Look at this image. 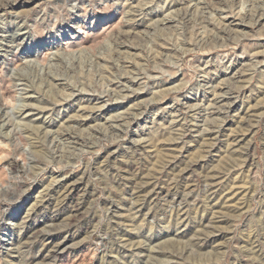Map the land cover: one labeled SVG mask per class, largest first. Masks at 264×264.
Instances as JSON below:
<instances>
[{
	"label": "rangeland",
	"instance_id": "obj_1",
	"mask_svg": "<svg viewBox=\"0 0 264 264\" xmlns=\"http://www.w3.org/2000/svg\"><path fill=\"white\" fill-rule=\"evenodd\" d=\"M221 1L0 0V264H264V0Z\"/></svg>",
	"mask_w": 264,
	"mask_h": 264
},
{
	"label": "bare ground",
	"instance_id": "obj_2",
	"mask_svg": "<svg viewBox=\"0 0 264 264\" xmlns=\"http://www.w3.org/2000/svg\"><path fill=\"white\" fill-rule=\"evenodd\" d=\"M203 1H204V0H203ZM209 1H211V0H209ZM220 1H221V0H220ZM222 1H223V0H222ZM222 1H221V2H222ZM227 1H228V0H227ZM232 1H235V0H232ZM230 2H231V1H230ZM212 3H213V2H212ZM223 3H224V1H223ZM174 4H175V3H174ZM221 4H222V3H221ZM221 4H220V5H221ZM224 4H225V3H224ZM3 5H4V4H3ZM167 5H168V4H167ZM207 5H208V4H207ZM1 6H2V5H1ZM211 6H212V5H211ZM222 6H223V5H222ZM232 6H233V5H232ZM232 6H231V7H232ZM263 6H264V2H263ZM141 7H143V5H142ZM141 7H140V9H141V10H142V9L144 10V8H141ZM197 7H198V6H197ZM208 7H209V6H208ZM223 7H226V6H223ZM145 8H146V7H145ZM170 8H171V7H170ZM261 8H262V7H261ZM261 8H260V9H261ZM162 9H163V8H162ZM218 9H219V8H218ZM227 9H231V8H227ZM170 10H171V9H170ZM220 10H221V9H220ZM224 10H225V9H224ZM252 10H253V9H252ZM252 10H251V11L249 10V11L253 13L256 9H255L254 11H252ZM257 10H258V9H257ZM144 11H145V10H144ZM146 11H147V10H146ZM160 11H162V10H160ZM229 11H230V10H229ZM235 11H236V10H235ZM259 11L261 12V14H259V15H261V18H260V17H258V18H260V20H261V19L264 17V9H261V10H259ZM259 11H258V12H259ZM135 12H136V11H135ZM147 12H148V11H147ZM224 12H225V11H224ZM227 12H228V10H227ZM250 12H249V13H250ZM256 12H257V11H256ZM130 13H131V12H130ZM228 13H230V12H228ZM139 14H140V11H139ZM142 14H144V12H143ZM148 14H149V13H148ZM150 14H151V13H150ZM134 15H135V14H134ZM253 15H254V14H253ZM253 15H252V16H253ZM257 15H258V14H257ZM156 16H157V15H156ZM169 16H170V15H169ZM201 16H202V15H201ZM235 16H236V15H235ZM254 16H255V15H254ZM254 16H253V17H254ZM145 17H146V16H145ZM225 17H227V15H226ZM247 17H248V16H247ZM250 17H251V16H250ZM255 17H256V16H255ZM201 18H202V17H201ZM132 19H133V18H132ZM225 19H226V18H225ZM225 19H224V20H225ZM238 19H239V18H238ZM231 20H233V18H232ZM234 20H235V19H234ZM258 20H259V19H258ZM165 21H167V20H165ZM179 21H180V20H179ZM242 21H243V20H242ZM230 22H232V21H230ZM230 22H229V23H230ZM162 23H163V22H162ZM162 23H161V24H162ZM233 23H234V22H233ZM233 23H232V24H233ZM238 23H239V22H238ZM243 23H244V22H243ZM178 24H180V23H178ZM173 25H174V24H173ZM242 25H243V24H242ZM142 26H143V25H142ZM225 26H226V24H225ZM227 26H228V25H227ZM176 27H177V26H176ZM248 27H249V26H248ZM174 29H175V28H174ZM223 29H225V27H224ZM223 29H222V30H223ZM226 29H227V27H226ZM226 29H225V30H226ZM158 30H159V29H158ZM160 31H161V30H160ZM224 32H225V31H224ZM122 35H123V34H122ZM216 35H217V34H216ZM211 88H212V87H211ZM218 89H219V88H218ZM220 95H222V93H221ZM223 95H224V94H223ZM218 97H219V96H218ZM223 97H224V96H223ZM227 97H228V96H227ZM3 99H4V96H3V94H2L1 91H0V100H3ZM6 99H7V98H6ZM217 100H218V99H217ZM222 100H223V99H222ZM2 104H3V103H2ZM223 107H224V105H223ZM1 108H2V107H1ZM219 108H220V107H219ZM2 109H3V108H2ZM219 112H220V111H219ZM212 121H213V120H212ZM205 122H206V121H205ZM213 122H214V121H213ZM244 122H245V121H244ZM243 124H244V123H243ZM25 129H26V128H25ZM36 130H37V129H36ZM210 130H211V129H210ZM210 130H209V131H210ZM212 130H213V129H212ZM215 130H216V129H215ZM209 131H208V133H209ZM215 132H216V131H215ZM174 133H175V132H174ZM205 133H206V132H205ZM216 133H217V132H216ZM170 134H171V133H170ZM201 134H202V133H201ZM201 134H200V135H201ZM206 134H207V133H206ZM197 135H198V134H197ZM210 135H211V134H210ZM203 136H204V135H203ZM211 136H212V135H211ZM215 136H216V135H215ZM67 137H69V136H67ZM212 137H213V136H212ZM71 138H72V136H71ZM74 138H75V137H74ZM205 138H206V137H205ZM205 138H204V140L202 141V144H201V149H200V150H201L202 153H206L209 149H211V147H212V145H213V140H212L211 137H210V139H207L208 137H207L206 139H205ZM213 139H214V138H213ZM66 140H68V139H66ZM75 142H76V141H75ZM75 142H72V143H75ZM213 146H214V145H213ZM234 152H235V151H234ZM232 153H233V152H231L230 154H232ZM169 156H170V155H169ZM228 156H230V158H228V162H229L230 164L233 163L234 161L236 162V161L238 160V158H233V155H228ZM235 156H236V155H235ZM202 157H203V156H202ZM229 163H228V164H229ZM226 164H227V162H226ZM226 164H225V165H226ZM233 164H234V163H233ZM212 170H213V169H212ZM223 170H224V169H223ZM213 171H214V170H213ZM224 171H225V170H224ZM227 172H228V171H227ZM219 173L224 174L225 172L223 173V172L220 171ZM216 174H217V173H215V174L211 173V174H208L206 177H207V178L209 177V179H212V180H214V181H215V180L217 181L218 179H220V177H217ZM226 174H227V173H226ZM221 176H222V175H221ZM209 186H210V185H209ZM66 196H68V195H66ZM139 197H140V196H139ZM65 200H66V199H65ZM73 207H74V206H73ZM74 208H75V207H74ZM75 209H77V208H75ZM71 211H72V210H71ZM73 211H74V210H73ZM76 212H77V210H76ZM215 218H216V217H215ZM216 220H217V219H216ZM53 247H54V246H53ZM65 248H66V247H65L64 245L58 244L57 246H55V248H54L53 250L50 251L49 257H50L53 261H57V260H59L60 257H61V255H62V253H63V251L65 250Z\"/></svg>",
	"mask_w": 264,
	"mask_h": 264
}]
</instances>
